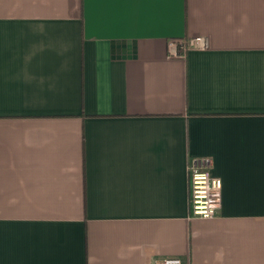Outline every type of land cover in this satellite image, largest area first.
I'll return each mask as SVG.
<instances>
[{"label":"crops","instance_id":"1","mask_svg":"<svg viewBox=\"0 0 264 264\" xmlns=\"http://www.w3.org/2000/svg\"><path fill=\"white\" fill-rule=\"evenodd\" d=\"M166 257L264 264V0H0V264Z\"/></svg>","mask_w":264,"mask_h":264},{"label":"built area","instance_id":"2","mask_svg":"<svg viewBox=\"0 0 264 264\" xmlns=\"http://www.w3.org/2000/svg\"><path fill=\"white\" fill-rule=\"evenodd\" d=\"M207 42L202 37L169 40V57H181L188 50H203ZM189 210L190 216L200 219H212L217 215L221 200V181L212 177L208 168L192 162L188 165ZM157 264H185L176 257H166Z\"/></svg>","mask_w":264,"mask_h":264}]
</instances>
